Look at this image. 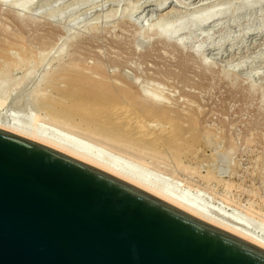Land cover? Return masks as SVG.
Masks as SVG:
<instances>
[{"label": "rangeland", "instance_id": "obj_1", "mask_svg": "<svg viewBox=\"0 0 264 264\" xmlns=\"http://www.w3.org/2000/svg\"><path fill=\"white\" fill-rule=\"evenodd\" d=\"M11 3H26V9ZM204 15L212 17L199 23ZM166 27L178 29L181 48L158 39L155 31ZM0 52V94L7 97L2 115L45 113L43 103L66 87V80L49 76L61 66L72 72L78 59L90 73L107 63L110 75L119 71L138 80V87L156 88L153 94L169 98L167 104L181 112L176 121L150 118L157 133L172 122L183 130L175 147L158 149L190 166L194 173L186 175L196 184L214 187L219 194L210 202L221 206L227 192L241 206L264 211V0H0ZM128 104L122 100L116 112ZM208 173L215 177L206 182ZM246 220L264 232L256 219Z\"/></svg>", "mask_w": 264, "mask_h": 264}, {"label": "water", "instance_id": "obj_2", "mask_svg": "<svg viewBox=\"0 0 264 264\" xmlns=\"http://www.w3.org/2000/svg\"><path fill=\"white\" fill-rule=\"evenodd\" d=\"M0 264H264V247L0 126Z\"/></svg>", "mask_w": 264, "mask_h": 264}, {"label": "bare ground", "instance_id": "obj_3", "mask_svg": "<svg viewBox=\"0 0 264 264\" xmlns=\"http://www.w3.org/2000/svg\"><path fill=\"white\" fill-rule=\"evenodd\" d=\"M25 5L26 3H11L10 6L18 9V11H23L26 9ZM210 17H212V15H204L198 22L206 23ZM177 32L178 29L172 30L167 27L163 28L161 31H155L158 39L164 40L165 43H173L181 48L180 43L177 41L178 38H176L178 36ZM17 36L19 37L20 35L17 34ZM121 41L123 42L124 39H121L119 42ZM181 43L183 45V42ZM81 45L84 46V44ZM14 47L16 48V46ZM79 49L82 50V48ZM3 52H0V56H4ZM79 56H81V54H79ZM7 60H9V58H7L6 61ZM21 62H23V57L20 63ZM77 62L80 64L76 65V67L75 65L71 66L69 62L71 68L75 67L72 72L69 68L65 69L61 66V71H59L61 68H58L57 72L54 70L53 76L52 71V74H49V76L51 75V77H53L51 81L58 79L66 80V87L61 90L60 97L51 98L47 104L43 103L42 107L44 108L41 107V109H45V113L41 114L36 110L35 113L33 112V114H31V117L20 118L15 115L9 117L7 113V115H2L0 111V126L49 144L109 171L264 247V232L263 229H261L262 231L259 229L260 224L264 225V211L261 212L255 209L254 204L249 205L248 203L247 206H245L246 204L241 206L242 203H236L227 192L226 194L222 193L220 196L221 206L216 205L212 201L210 202L208 200L209 198H211L210 200L217 199V194H219L216 190L214 191V187L212 186L211 188L208 185L196 184L191 180L190 176L188 177V175H186L192 169L190 166L184 165L181 160L169 159L170 157L167 156L169 154L166 155V153L160 151L162 149H158L160 146L165 148L167 146L172 148L175 147V144L178 139L181 138L183 132L176 122H170L171 124L169 127H166V130H163L164 132L161 131L162 134L152 129L155 125L150 122V118L162 116L168 120H175L173 118L175 116L177 118V114L181 113L176 111V109H172L170 106L171 103L170 105L167 104V101L170 102L168 100L169 98H162L163 95L157 96L158 93L153 94V91L157 90L156 88L153 89L151 87L153 91H148L145 89L146 86L145 88L138 87V80L136 82L130 81L125 76L119 74V71L118 74L114 71L116 75H110L112 72L110 71L109 73L105 69L107 63L104 66V63L100 61L97 65L90 68V73H86L82 71L83 69L81 70V68L84 67V63L82 61L79 62L78 59ZM203 63L207 64V62L204 61ZM7 64L6 68L10 71V66L8 67ZM66 66L69 67L68 65ZM7 75L4 76L7 77ZM115 77L121 79L123 83L118 82ZM146 83L149 84V81H146ZM233 85L235 86V82ZM152 86L154 87L156 85L152 84ZM62 87H64V85ZM227 89H229V87ZM138 94L139 96H137ZM45 95H47V93ZM5 98L7 99V97H2L0 94V109L6 103ZM122 100L129 104L121 105L123 110H120L119 107L120 113H117V105L120 104ZM143 103L144 105L142 106ZM44 104L46 105L44 106ZM224 105H226V103ZM115 107L117 108L115 109ZM37 109H39V105ZM216 111L215 113H217ZM195 116L193 115V117ZM155 124L159 125V122H155ZM256 135L258 136V134ZM180 159H182V157ZM171 162H174L176 166L174 170H171V168L169 169V165H173ZM192 173H194V171ZM214 177V175L208 173L203 176V179L209 182ZM224 185L226 189L231 187V183L228 181L224 182ZM247 218L252 219L254 223L256 219L257 225L258 222L260 223L258 225L259 227H254L253 225L255 224L252 225L250 221L246 220Z\"/></svg>", "mask_w": 264, "mask_h": 264}]
</instances>
